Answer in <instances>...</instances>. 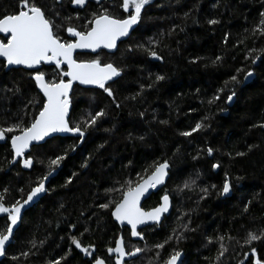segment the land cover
Segmentation results:
<instances>
[{
    "label": "trees",
    "instance_id": "obj_1",
    "mask_svg": "<svg viewBox=\"0 0 264 264\" xmlns=\"http://www.w3.org/2000/svg\"><path fill=\"white\" fill-rule=\"evenodd\" d=\"M35 3L61 26L57 34L64 41L74 40L65 31L69 25L85 30L86 22L102 7L120 18L130 14L120 7L122 0H85L84 6L73 5L71 0ZM19 10V0H0V15ZM261 12L264 0H151L142 10L139 25L115 53L77 54L78 61L98 59L122 69L115 83H108L115 99L99 87L74 86L70 126L100 109L106 115L86 131L82 142L80 137H54L32 147L25 156L33 159L28 168L20 160L9 163V140L18 132L6 134L7 142L0 145V196L4 197L0 203L6 207L26 199L48 173L50 159L66 150L67 156L48 176V191L21 212L0 264H49L61 258V264H92L96 257L113 264L114 254L110 258L107 249L115 247L119 234L127 251L134 246L144 249L128 264H163L174 249L183 253L180 264H255L256 260L264 264V240L244 244L248 231L258 234L264 229V34L252 31L264 19ZM209 20L217 23L209 24ZM150 40L158 43L153 45ZM138 44L154 48L162 59L154 61L136 47ZM217 56L222 59L213 63ZM253 57L257 58L256 66ZM249 68L254 79L242 87ZM39 71L45 73L47 81L58 82L65 69L41 65ZM32 72L0 66V127L18 121L27 126L38 114L43 97ZM156 75L165 78L155 81ZM233 75L241 83L229 82ZM150 84L153 86L148 87ZM222 88L221 99L209 104ZM231 91L236 92L235 102L228 108ZM32 99L37 103L29 104ZM224 111L226 116L221 115ZM197 122L208 127L187 137L180 135ZM209 147L213 149L211 158ZM85 161L87 166L82 167ZM164 161L170 166L168 182L142 207L150 210L168 194L172 211L160 225L143 229L141 242H134L127 229L114 223L111 211L98 206L110 198H120L118 193L106 195V189L119 188L127 180L134 186L138 173L145 178L153 170V162ZM214 163L219 165L216 173ZM225 174L232 191L227 198L220 195ZM69 178L71 182H67ZM186 180L195 184L181 190ZM202 189H207V194ZM7 223V214L0 213V231L6 230ZM173 229L184 239L173 238L158 255L153 245L170 235L175 237ZM73 235L82 246H92L91 255L70 244ZM217 236L224 240L217 241ZM221 243L226 251L217 259ZM251 247L256 248L255 257ZM25 252L29 254L22 255Z\"/></svg>",
    "mask_w": 264,
    "mask_h": 264
},
{
    "label": "snow or ice",
    "instance_id": "obj_2",
    "mask_svg": "<svg viewBox=\"0 0 264 264\" xmlns=\"http://www.w3.org/2000/svg\"><path fill=\"white\" fill-rule=\"evenodd\" d=\"M99 2V0H98ZM73 5H85V0H71ZM151 0H122L120 7L128 15L120 18L112 15L108 8H101L98 13H93L92 18L86 22L85 30L79 31L76 27L69 25L65 31L71 36L75 37L74 40H62L57 34V29L61 26L57 25L54 19L49 18L46 12L35 3V0H19L20 10L14 13H5L0 15V34H6L0 39V66L9 68V66H24L27 69H33L32 79L35 80L37 87L43 93V104L39 108L38 114L34 116L31 122L25 126L22 122L18 121L6 128L0 127V140L5 139L7 133H17L11 135V149L13 153L12 163L20 158L19 162H22L25 168L32 165V157L26 156V150L29 149L30 144L33 141H41L45 137L53 133H73L78 134L80 140L83 141L85 138L86 131L89 128H94L101 119L106 115L104 109L96 111L95 114L89 113L81 123L76 126H70L68 120L69 106H70V89H72L73 82H79L82 85H96L100 89H103L109 97L115 99V93L108 86V82L115 83L114 78H118L121 75L122 69L115 66L113 63H102L98 59H92L87 61H78L73 56L75 49H115L118 47V41L123 37H127L131 34V31L135 30V26L139 25L142 20V10L146 6L150 5ZM59 15V13H57ZM261 17H264V12L260 13ZM66 20H70V17H66ZM209 24L217 23L215 20H209ZM253 34L260 32L264 34V19H262L253 30ZM151 44L158 43L155 40H150ZM139 49H143L147 52L148 56L162 59V57L152 47H146L143 44L136 46ZM131 50V48L129 49ZM222 58L217 56L216 60L220 61ZM245 59H248L246 56ZM257 58H252V63L255 64ZM45 63H54L56 68H60L62 64L67 65V71L60 73L61 79L57 82L56 80L47 81L45 79V73L35 68L37 65ZM241 69H237L240 72ZM254 75L253 69L249 68L248 71L244 72L245 80H248ZM67 77V80L63 79ZM165 77L162 75H156L155 81H161ZM233 85L241 83L236 75L230 77V81ZM225 83L227 87L228 83ZM153 85H148L152 87ZM143 85L141 88L143 89ZM224 89H219L217 94L208 101L209 104L214 103L221 99L220 92ZM139 95V93H137ZM236 92L231 91L227 95V101L231 102L235 97ZM36 100L32 99L29 104H36ZM119 106V105H117ZM27 107V105H26ZM207 119V117H204ZM162 123H166L162 121ZM208 127L207 124L197 122L195 127L191 128L190 131L180 133L185 137L190 136L192 133L202 130ZM264 127V125H261ZM102 147V146H101ZM251 147V146H250ZM71 150H75V146H72ZM209 156L212 155L213 149L209 147L207 149ZM238 156L244 155V153H237ZM67 156V150L63 155H58L54 159L49 161V171L45 177L41 178L35 187L31 188V191L27 194V199L16 201L10 207H6L4 203H0V213H7V226L6 230L0 231V255H4L6 249V242L10 240L13 234L14 227L17 225L18 220L21 218V210L25 205H28L34 200L39 194L48 191L46 188V180L51 173L60 166V162ZM195 159V157H194ZM87 166V161L82 167ZM152 171L147 178L137 174V182L133 186V181L127 180L124 184H121L119 188H109L105 190L106 195L111 193H118L119 199H109L106 203L99 204L100 209H108L111 211L112 217L121 224L127 223L131 226V237H139L143 239V235L137 230L138 225H144L147 222H155L159 224L162 215L169 211L170 199L169 195L165 194L161 197V203L145 211L140 206L141 197L149 191L154 189L158 185L164 183L165 176L167 175L166 170L169 165L167 161L162 163L153 162ZM218 164H213L212 168H218ZM148 169H145L147 172ZM75 175V173H73ZM67 182H71V178ZM195 184L194 180H186L181 186V190L190 189L191 185ZM215 187V185H213ZM7 191V189H5ZM22 191V190H21ZM207 194V189H202ZM231 184L227 174L223 182L220 195L230 193ZM4 200L3 196H0V201ZM63 207V205H61ZM247 207V206H245ZM74 227V226H70ZM184 229L188 228L187 224L183 225ZM85 232L89 229L85 228ZM175 233V237L172 235L168 236L166 240L153 245L157 249L159 255L165 245H167L173 238L177 241L184 239V236L177 232L176 229L172 230ZM83 235V233H81ZM70 244L74 245L76 249H79L86 256L91 255L89 248L92 246H82L79 238L75 235L70 236ZM232 239V237H229ZM208 243H212L211 237L207 238ZM217 241H223V236H217ZM264 240V229H261L259 233L248 231L244 244L252 245L254 241ZM43 243L42 241L40 242ZM33 247H36L33 243ZM71 250V249H70ZM109 257L111 258L114 254V264H126L125 257H133L138 253L144 251L140 247H133L132 251H127L124 241L122 238H117L115 241V247H109L107 249ZM226 251L223 243L220 245V252L217 257L222 256ZM25 252L22 255H28ZM67 255V253H66ZM248 256V253H244ZM251 255L256 256V248L251 247ZM182 252L174 249L173 252L163 261V264H180V258ZM63 259V258H61ZM61 259L50 261L49 264H61ZM93 264H108V262L102 257H96L93 260ZM255 264H261L260 260H256Z\"/></svg>",
    "mask_w": 264,
    "mask_h": 264
},
{
    "label": "water",
    "instance_id": "obj_3",
    "mask_svg": "<svg viewBox=\"0 0 264 264\" xmlns=\"http://www.w3.org/2000/svg\"><path fill=\"white\" fill-rule=\"evenodd\" d=\"M97 1H98V0H97ZM131 33H132V31H131ZM5 35H6V34H0L1 37H4ZM130 35H131V34H130ZM130 35H129V36H130ZM129 36L121 38V40L117 42L118 45H119L121 42L127 40V39L129 38ZM72 38L75 39V37H73V36H72ZM117 48H118V47H117ZM117 48L112 49V50L104 49V48H100V49H96L95 51H93V50H91V49H75V50L73 51V56H74V58H75L77 54H97V53L100 52V51H105V52H107V53H109V54H113V53L116 52ZM259 59H260V58H259ZM154 61H157V59L154 58ZM41 65H45V66H56L54 63H45V64H41ZM41 65H37V66H35V68L39 70L40 67H41ZM256 65H257V62L255 63V66H256ZM61 68H64V69L67 71V65H66V64H62V65H61ZM5 69H6V70H9V69H23V70H30V71H33V69H27V68H25L24 66H9V68H5ZM65 78H66V80H67V77H65ZM253 79H254V75H253L251 78H249L248 80H245V78H244L243 83H242V87L249 85V84L253 81ZM33 80H34V79H33ZM114 80H116V78H114ZM34 82H35V80H34ZM110 82H111V81H109L108 83H110ZM35 85H36V82H35ZM76 85H78V86H80V87H82V88H85V89H93V88H97L96 85H82V84H80L79 82H75V81H74V82H73L72 89H70V92H69V95H70V96H71V93H72V90H73L74 86H76ZM36 87H37V85H36ZM37 90L39 91V93H40L41 96L43 97V93L39 90L38 87H37ZM234 102H235V97L233 98V100H232L231 102H226V107H228V108L232 107L233 104H234ZM70 110H71V106H69V116H70ZM221 115H222V116H226V115H227V111H224ZM69 116H68V120H69ZM54 137L68 138V137H79V135H78V134H73V133H53V134H51V135L45 137V138H44L43 140H41V141H33V142L30 144L29 149L26 150V155L31 151L32 147H34V146H38V145H42V144H44L47 140H49V139H51V138H54ZM6 142H7V137H5V139H3V140H0V145L5 144ZM81 142H82V141H81ZM9 146H10V150H11V152H12V149H11V139L9 140ZM208 156H209V155H208ZM12 157H13V153H12ZM211 157H212V155L209 156V158H211ZM19 160H20V158H17L16 161H13V164H16ZM169 171H170V166H169L168 169L166 170L167 175L165 176V180H164V183H163V184L158 185V186H157L156 188H154V189H149V191H148L147 193H145L144 196L141 197V201H140V206H141V207H142V205L144 204V202H146V201H147V200H148L153 194H156V193H158L159 191H161L162 189L165 188V186H166V184H167V182H168V179H169ZM213 172L216 173V172H217V168H216V169H213ZM149 175H150V174H149ZM146 178H147V177H145V179H146ZM231 193H232V191H230V193H228V194L222 195V197H223V198H227V197H229V196L231 195ZM42 195H43V193L39 194V195H38L36 198H34V200L31 201L28 205H25V206L22 208L21 212L24 211V210H26V209H28V207H31L32 205L36 204V203L41 199ZM26 199H27V197H26ZM169 199H170V207H169V211H168L167 213H165V214L162 215V218H161V221L159 222V224H157V223H155V222H151V221H149V222H147V223L144 224V225H138V226H137V230H138V231H142L143 229H145V228H147V227H152V226H158V225H160V224L162 223V221L164 220V218H165V217H168V216L170 215L171 211H172V200H171L170 197H169ZM161 202H162V201H161V198H160L159 204H160ZM159 204H158V205H159ZM158 205H157V206H158ZM142 208H143V207H142ZM143 209H144V208H143ZM144 210H145V209H144ZM145 211H148V210H145ZM111 218H112V220L114 221V223L118 226L119 229H124V228H125V229H127V230L129 231V235H130V238H131L132 241H134V242H141V241H142V239H140L139 237H131V234H130V233H131V226H130V225H127L126 222L123 223V224H121L120 222H117V221L112 217V215H111ZM13 227H14V226H13ZM117 238H122V235L119 234V236H118ZM122 239H123V238H122ZM139 254H140V253H138L136 256H133V257H125L124 259H125L126 264H128L130 261L136 259V258L139 256ZM183 259H184V256H183V253H182V256H181V258H180V263L183 261ZM92 264H93V263H92ZM113 264H114V262H113Z\"/></svg>",
    "mask_w": 264,
    "mask_h": 264
},
{
    "label": "bare ground",
    "instance_id": "obj_4",
    "mask_svg": "<svg viewBox=\"0 0 264 264\" xmlns=\"http://www.w3.org/2000/svg\"><path fill=\"white\" fill-rule=\"evenodd\" d=\"M97 1V0H96ZM100 1V0H99ZM124 42V41H123ZM101 52V51H100ZM99 53V52H98ZM93 55H95V54H93ZM76 86H78V85H76ZM80 87V86H79ZM37 88V87H36ZM38 91V90H37ZM39 92V91H38ZM162 197V196H161ZM28 208H30V207H28ZM141 232V231H140ZM143 240V239H142Z\"/></svg>",
    "mask_w": 264,
    "mask_h": 264
},
{
    "label": "flooded vegetation",
    "instance_id": "obj_5",
    "mask_svg": "<svg viewBox=\"0 0 264 264\" xmlns=\"http://www.w3.org/2000/svg\"><path fill=\"white\" fill-rule=\"evenodd\" d=\"M119 46V45H118ZM105 52V51H104ZM98 54V53H97ZM66 71V70H65Z\"/></svg>",
    "mask_w": 264,
    "mask_h": 264
},
{
    "label": "rangeland",
    "instance_id": "obj_6",
    "mask_svg": "<svg viewBox=\"0 0 264 264\" xmlns=\"http://www.w3.org/2000/svg\"><path fill=\"white\" fill-rule=\"evenodd\" d=\"M7 214V213H6Z\"/></svg>",
    "mask_w": 264,
    "mask_h": 264
}]
</instances>
